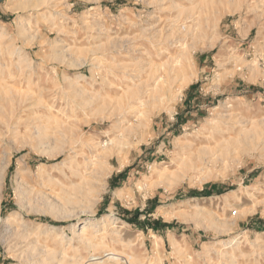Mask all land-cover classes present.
I'll return each instance as SVG.
<instances>
[{
	"label": "rangeland",
	"instance_id": "1",
	"mask_svg": "<svg viewBox=\"0 0 264 264\" xmlns=\"http://www.w3.org/2000/svg\"><path fill=\"white\" fill-rule=\"evenodd\" d=\"M37 3L0 0V264H264V0ZM144 46L182 71L133 111Z\"/></svg>",
	"mask_w": 264,
	"mask_h": 264
},
{
	"label": "bare ground",
	"instance_id": "2",
	"mask_svg": "<svg viewBox=\"0 0 264 264\" xmlns=\"http://www.w3.org/2000/svg\"><path fill=\"white\" fill-rule=\"evenodd\" d=\"M53 2V0H38V3L37 5L34 7V11H36V9L38 10V8L40 6H48L50 5L51 3ZM26 3V2H25ZM40 9V8H39ZM33 11V12H34ZM157 32V31H156ZM154 42V41H153ZM144 45V44H143ZM157 45V44H156ZM146 46V45H145ZM141 47L142 49H140L141 51H139V54H140V58L143 57V61L145 62L144 66H140L139 68V64H138V70L135 69L134 71H131V72H128L127 70L125 71V73L123 74V81L125 80V82L121 83V84H118V85H114V88L116 87V89H118L119 91H121L123 94L127 93L126 95L128 96L129 94H131L130 97H133L131 98L130 100V105H128L129 107H131V109L134 107V106H138L140 104H142L143 102L146 101H149L148 99H151L153 94L156 92V88H161L160 90L163 89V84H165L166 86L169 85L170 83H168L169 81H172L175 77L176 74H178L180 71H182L180 65H178L179 63L177 62V58L174 57L175 55L174 52L179 49V48H182L180 46H151L154 50V52H152L153 54H151L148 50V47ZM121 47V46H119ZM128 47V48H126ZM125 48L127 49H124L122 52H117L118 55H122L124 57H127V58H131V60H134L136 57H134V54H133V51L130 52V48H133L132 46H126ZM137 47V46H136ZM151 48V49H152ZM123 49V48H121ZM120 49V50H121ZM175 49V50H174ZM119 50V51H120ZM129 50V51H128ZM133 50H135L133 48ZM136 52V51H135ZM177 52V51H176ZM139 63V62H138ZM128 64V63H127ZM136 66V65H135ZM131 67V66H130ZM116 70V69H115ZM137 70V71H136ZM120 72V71H119ZM122 80V78H121ZM119 80V81H121ZM191 81V79H187V83H189ZM119 83V82H118ZM125 83V84H124ZM168 83V84H167ZM140 84V85H138ZM142 84V87H140ZM163 85V86H162ZM161 86V87H160ZM165 86V87H166ZM171 86V85H170ZM169 86V87H170ZM76 88V87H75ZM167 88V87H166ZM73 92V91H72ZM121 93V94H122ZM25 96V95H24ZM4 97V96H2ZM8 97V96H7ZM21 97V96H20ZM25 98V97H24ZM2 99V98H1ZM0 99V100H1ZM5 99V97H4ZM7 99V98H6ZM9 99V98H8ZM129 99V98H128ZM154 99V97H153ZM156 99V98H155ZM3 100V99H2ZM129 101V100H128ZM3 103V102H1ZM0 103V104H1ZM147 103V102H146ZM117 104V103H116ZM25 105V104H24ZM46 107V106H45ZM128 107V109H130ZM26 108V107H25ZM134 111V108L132 109ZM128 111V110H127ZM131 111V110H130ZM140 112V111H139ZM130 113V112H129ZM50 114V113H49ZM111 116V115H110ZM117 116V117H114L115 120H120L121 118ZM129 117V116H128ZM125 119V118H124ZM122 119V120H124ZM127 120V119H126ZM121 121V120H120ZM125 121V120H124ZM126 122V121H125ZM123 122V123H125ZM128 122V121H127ZM126 122V123H127ZM40 123V122H39ZM118 123V122H117ZM244 123V122H242ZM119 124V123H118ZM246 124H241V123H238V124H235V125H232L230 127V129H219L217 131V135L213 136V135H210L209 133V136L205 135L206 137H204V141H201V142H197L196 146H200L204 143H214L216 144L217 142L219 141H231L230 138L232 134L230 133H227L228 131H232L233 132H236L234 131L236 128L239 129V131H237V134L238 133H242L243 131H245V127ZM217 129V128H216ZM215 134V133H213ZM63 135V134H62ZM238 136V135H236ZM200 140V139H198ZM197 140V141H198ZM191 145H186L185 148L182 150L185 154H190L193 150L192 147H190ZM186 150V151H185ZM104 159V157H100V160L102 161ZM87 163V162H86ZM100 164V163H99ZM93 172V171H92ZM102 173V172H101ZM106 173V171H105ZM97 174V173H96ZM100 174V173H99ZM108 173H106L107 175ZM74 175V173H73ZM105 175V174H103ZM80 179H82L81 177H79ZM84 179V178H83ZM82 179V180H83ZM96 179V178H95ZM79 180V179H78ZM81 181V180H80ZM31 189V188H30ZM92 189H90V191H92ZM69 203L70 200H69ZM73 203V202H72ZM105 219L108 218V217H104ZM104 218L102 220H104ZM108 220V219H107ZM84 236V235H83ZM91 237V236H90ZM82 238V237H81ZM80 238V239H81ZM86 238V237H85ZM87 239V238H86ZM85 239V240H86ZM91 240V239H90ZM89 240V241H90ZM86 242V241H85ZM88 243V242H87ZM92 246V245H91ZM91 248V247H90ZM95 248V247H94ZM64 253V252H62ZM61 253V254H62ZM56 254V253H55ZM61 254L59 256H61ZM53 257V253L51 254ZM65 255V254H63ZM62 255V256H63ZM57 256V257H59ZM109 258L110 257H114L112 255H109L108 256ZM120 257V256H119ZM64 257L62 258H58L60 260L56 261L58 264H63L65 262V258L63 259ZM56 260V258H54ZM53 260V259H52ZM54 261V260H53Z\"/></svg>",
	"mask_w": 264,
	"mask_h": 264
},
{
	"label": "trees",
	"instance_id": "3",
	"mask_svg": "<svg viewBox=\"0 0 264 264\" xmlns=\"http://www.w3.org/2000/svg\"><path fill=\"white\" fill-rule=\"evenodd\" d=\"M138 217H139V213H135L133 216H132V218H131V220H134V222L137 224L138 223ZM131 220H127V223H129V224H133V223H131V222H129V221H131ZM134 223V224H135ZM155 225H158V226H160L161 228H167L168 227V225H166V224H157V223H155ZM156 227H154L153 229L154 230H157V228L155 229Z\"/></svg>",
	"mask_w": 264,
	"mask_h": 264
},
{
	"label": "crops",
	"instance_id": "4",
	"mask_svg": "<svg viewBox=\"0 0 264 264\" xmlns=\"http://www.w3.org/2000/svg\"><path fill=\"white\" fill-rule=\"evenodd\" d=\"M107 185H108L109 188H111L112 190H114V174H112L109 177V180L107 182Z\"/></svg>",
	"mask_w": 264,
	"mask_h": 264
}]
</instances>
